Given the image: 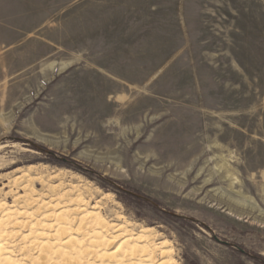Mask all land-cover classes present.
<instances>
[{"label":"rangeland","instance_id":"374dc122","mask_svg":"<svg viewBox=\"0 0 264 264\" xmlns=\"http://www.w3.org/2000/svg\"><path fill=\"white\" fill-rule=\"evenodd\" d=\"M49 187L264 264V0H0V202Z\"/></svg>","mask_w":264,"mask_h":264},{"label":"bare ground","instance_id":"6f19581e","mask_svg":"<svg viewBox=\"0 0 264 264\" xmlns=\"http://www.w3.org/2000/svg\"><path fill=\"white\" fill-rule=\"evenodd\" d=\"M47 193L0 202V264H178L152 227L109 219L80 194Z\"/></svg>","mask_w":264,"mask_h":264},{"label":"trees","instance_id":"16d2710c","mask_svg":"<svg viewBox=\"0 0 264 264\" xmlns=\"http://www.w3.org/2000/svg\"><path fill=\"white\" fill-rule=\"evenodd\" d=\"M152 203L156 205V203H155V202H152ZM228 245H229V244H228ZM239 250L243 252V250H242V249H240V248H239Z\"/></svg>","mask_w":264,"mask_h":264}]
</instances>
